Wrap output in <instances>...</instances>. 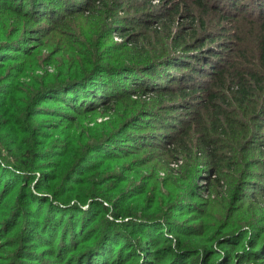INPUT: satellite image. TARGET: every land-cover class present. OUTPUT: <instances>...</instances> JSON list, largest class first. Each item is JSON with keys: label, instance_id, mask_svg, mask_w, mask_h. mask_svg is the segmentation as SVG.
<instances>
[{"label": "trees", "instance_id": "16d2710c", "mask_svg": "<svg viewBox=\"0 0 264 264\" xmlns=\"http://www.w3.org/2000/svg\"><path fill=\"white\" fill-rule=\"evenodd\" d=\"M2 1L5 5L10 4L2 11L3 15L9 16L6 22L12 17L17 19L19 28L15 32L23 30L22 18L37 24L32 31L35 35L28 43L20 40L0 44V72L4 71L0 75V153L8 149L10 158L0 161L3 165L0 166V197L18 188L16 203L31 208L25 209L24 213L34 212L30 227L21 228L19 242L16 241L18 248L12 250L14 264L27 255V249L23 250L25 243L21 242L27 241L29 234L36 238L33 246L37 244L43 249L34 253L32 261L44 263L43 253L54 263L111 264L115 260L111 259L112 251L119 246L113 239L123 233L119 225L103 217L108 207L103 205L106 201L115 206L113 213L118 218H130L134 225L151 224L160 219L161 205L156 199L145 208L118 209L121 201L101 193L104 185L110 189L109 184L119 179L117 173L104 175L102 159L128 160L132 148L136 150L134 152H140L143 147L155 148L149 144L156 143L135 141V136L124 140L132 142L129 147L117 143L122 137L119 134L132 128L143 113H147L148 120L155 117L157 125H168L175 130L164 136L163 143L156 144L160 146L161 158L169 161L165 169L169 170L168 165L182 156L199 153L207 173L214 176L209 189L227 187L229 194L234 185L239 200L254 203H259L258 197L264 200V160L253 161L250 154L254 148V152H259L260 158L264 159V135H259L261 130L264 131V0H255L259 2V19L262 17L256 25L258 29H249L248 21L241 27L240 23H235L234 38L222 33L232 41L229 45L222 43L225 54L210 53L203 64L204 57L198 53L193 56L197 61H191L186 53L190 48L199 50L207 46L208 41L203 45L201 41H215L213 37L217 35L208 32L209 28L215 26L217 29L221 21H231L229 17L216 16L217 11L235 17V9L225 0H221L224 2V10L219 8L222 11L213 10L205 0L191 3L185 2L189 0H163L166 3L164 13L156 26L146 23V14L139 11L141 15L130 23L138 29V38L107 46L115 57H108L106 63L100 56L104 52L98 53L102 42L92 45L101 37L99 33H103L102 28L105 29L107 23H116L115 13L122 6L119 0ZM246 3L240 2L237 8H245ZM55 11L58 14L55 28H43L41 22L51 23L50 13ZM181 17L188 25L180 35L177 28ZM211 17L216 19V24L210 25ZM80 22L83 27L77 30L75 25ZM199 32L203 33V38L198 42ZM128 35L125 34L123 39ZM55 36L62 37L63 42L48 45V39ZM26 44L30 46L26 47ZM44 52H48L47 56ZM45 66H50L54 73L36 76L38 80L29 77ZM182 67L189 72H179ZM169 70L172 73L163 77L161 72L168 73ZM182 74L195 81L186 84ZM25 80L29 83H24ZM177 88L179 90L174 93ZM51 92L55 96L58 94L57 98L61 100L54 98L63 105L55 111L41 104L43 98L49 99ZM53 100H48L47 104ZM190 100L193 102H187ZM186 102L189 121L175 116L169 118L172 115L165 113L168 105L178 107ZM162 112L165 114L161 115ZM48 116L54 121L35 125V118ZM175 118L182 122L179 123L182 128L175 126ZM97 119L102 120L98 122ZM146 136L160 138V135ZM38 137L41 140L38 141ZM162 161L165 164V159ZM252 168L256 170L254 173L250 172ZM144 190H128L117 197L122 201L140 198L146 196ZM39 192L44 196L37 195ZM102 198L105 201L100 202ZM174 208L176 211L188 209L181 204ZM190 209L198 212L195 207ZM22 214L20 208L14 207L8 222ZM17 221L10 227L12 232L18 231ZM212 224L204 225V230L198 233H195L196 227L179 230L177 236H185V239L175 250L181 248L184 258H190L197 250L190 247L192 238H206L211 242L220 239L225 229H236H228L226 223ZM6 230H2L0 237ZM239 234L237 245L244 241L253 250L244 251L241 257L254 260V256L264 264V230L246 233V240L244 233ZM143 240L142 245L141 241L129 238L127 242L133 249L151 246L150 236H144ZM124 250L119 249L115 264L125 260ZM168 250L171 253L170 247ZM157 253L161 251L158 249ZM165 258L170 260L168 264H176L173 255Z\"/></svg>", "mask_w": 264, "mask_h": 264}, {"label": "rangeland", "instance_id": "374dc122", "mask_svg": "<svg viewBox=\"0 0 264 264\" xmlns=\"http://www.w3.org/2000/svg\"><path fill=\"white\" fill-rule=\"evenodd\" d=\"M194 0L185 1L187 3H191ZM207 5L212 8L213 10L222 8L224 10V2L221 0H205ZM221 1V2H220ZM228 3H230V7L234 8L236 11V15L228 16L224 15L225 13L216 12L219 16L229 17L231 21L224 20L221 21V23L218 25V28L216 29L215 26L212 28H209L208 32L216 33L217 36L213 37L216 38L215 41H210L211 39H206L204 41H201L202 45L203 42H207V46H203L199 50H195V48H190L189 51H187V57L195 61H197V58H194V55H201L204 57L201 62L202 64L205 62L206 57L208 59L210 53H217L219 54L223 53L222 48L223 44L231 43L232 41L230 38H227L226 36H223L222 33H226L225 35H234L237 30V26H235V23H242L239 26H244V23L248 21L250 24L248 25V28H254L257 30L256 27L257 23L261 22L259 19V8H258V1H251L250 0H225ZM247 2L246 7L243 9H238V4L240 2ZM5 1L0 0V44L6 41H20L24 40L25 42H29V39L34 36L32 34V31L36 29L37 24L35 22H32L27 19L22 18V28L20 32H15L16 29L19 28L17 25V19L12 17V20L10 22H6V19L9 18L7 15H3L2 11L5 10L8 5L10 4H4ZM179 1H177L178 3ZM119 3H121V8L115 13L116 23H107L105 29L102 28L103 33L100 38L96 39L94 44L92 46H96V42L101 41L102 46L99 49L98 53L104 52L100 54L101 60L106 63V59L108 57H115V53L113 51H110L107 49V46L110 45H121L124 43H128L130 41H134L138 38V29H136L134 26L135 24H130L134 21H136V17L140 16V12H143L146 14L145 21L149 25H155L157 20H159L160 15H163L164 13V5L166 4L163 2V0H119ZM223 3V4H222ZM12 4V2H11ZM264 8V5H263ZM264 10V9H263ZM57 11V10H56ZM50 13L51 21L53 22H47L43 20L41 22V25H43V28L47 29H54L56 24H54V21L57 20L58 14L56 13ZM59 11V10H58ZM57 11V12H58ZM216 11V10H215ZM251 14H250V12ZM20 13V12H18ZM213 19V22H210V25H214L217 23L216 19L211 17ZM140 20V19H139ZM144 23V24H146ZM138 25V24H137ZM186 25H188L187 20H184V17L179 18L178 20V32L181 34V31H184V27L186 28ZM83 25L80 23H77L75 25V28L81 29ZM246 30L247 28H243ZM129 33L126 39H123L124 35ZM199 36L198 42L200 38H203V33L199 32L197 34V37ZM133 37V38H131ZM63 42L62 37L55 36L53 38H49L47 43L50 46H54L56 43ZM209 42H213L210 44ZM219 42V43H217ZM225 44V45H226ZM24 45V44H23ZM26 47L30 46V44H26ZM48 52H44V55L47 56ZM225 54V53H223ZM172 54L169 53V56ZM191 55V56H190ZM218 61V59H215ZM192 61V60H191ZM210 65V64H209ZM163 70V69H160ZM170 72L162 71V76L165 77L169 73H172V70H169ZM160 72V71H159ZM181 73H187L189 70H184V67L180 68ZM4 71L0 72V75H2ZM54 71L50 66H45L43 69L37 70V72L32 73L29 75V77L38 80V77H41L44 74H53ZM178 73V72H177ZM183 81H186L185 83H193L195 80L191 79L188 76H185L184 74L181 75ZM206 80L208 79V76H206ZM24 83H29L28 80H25ZM188 86V85H186ZM173 87L176 88V85ZM179 89H175L173 91L174 93L178 91ZM169 92V91H167ZM51 95L49 96L48 100H53L50 105H48L47 101L42 99L43 105H47L52 109L51 111H55L57 107H60L61 105L57 100H61L55 96V93L51 92ZM56 97V98H54ZM177 101H180V99H177ZM187 102H193V100L187 101ZM175 107L172 106L173 104L168 105L165 109V113L172 116H169V118L175 116L183 119L184 121H189L190 117L187 114L186 108L188 107L187 104ZM178 104V103H175ZM60 105V106H59ZM191 106V105H189ZM188 109V108H187ZM157 110L154 109V111ZM162 112L161 115L165 114ZM147 113H143L140 118H138V122H134L132 125V128H129L125 132H123L121 138L117 141L120 145H125L124 147H129L132 142H124V140L127 139V137H131L134 139L133 136H135V141H146V142H153V143H163V138L167 133H170L171 131H175L173 127H170L168 125H165V127L162 124L157 125L155 123V117L151 118V120H148L149 118L146 117ZM240 115V114H239ZM102 119H97L98 122H100ZM54 120L51 119V117H37L34 119L35 125L39 123H51ZM173 122L175 126H178L179 128H182V126H179V123L182 124V122L178 119H173ZM89 125H87L88 127ZM256 126H253V131H256ZM160 135V138L157 139L156 137H149ZM259 135H264V131L261 130L259 132ZM41 140V138L38 137V141ZM131 140V139H130ZM156 144H149L151 146H155L154 149L143 147L140 152H134L135 149H130V152L132 154L129 155L127 158L128 160L123 159H117V160H107L102 159V166L103 173L105 176L117 173L119 175V179L115 180L113 183L109 184L108 186L104 185V187L101 189V193L104 195V197H110L112 199H115L116 201H121L118 209L121 208H131L134 209V207H140L145 208L148 205H152L153 200H158L159 204L161 205V212L159 214L160 219H156L151 224L149 223H141L138 224H132L130 223V218H118L115 213H113V210L115 211L114 207L109 202H103L104 206H108L107 210L104 212L103 217L106 219H109L113 221L115 224L119 225L120 231H122L123 236L117 235L113 240L116 241V244H119V246L115 247L112 251V258L115 260L111 264H115L117 259L116 255L119 252V249H125L124 252L126 254L125 260L121 264H168L170 260L168 261V258L165 257L169 255L170 257L173 255L176 259V264H203L204 260L206 258L209 259L210 264H263V262L260 263L259 260H256L253 256L254 260H244L245 258H242L241 256L244 254V251H253L250 246L245 245L244 241L241 242V245H237V242L240 240V232L244 233V236L246 233L248 235L250 233H254V230L256 233H260L264 230V200L262 201L261 198H257L259 203H254L252 200L250 201H241L239 200V194H236L235 196V187L232 185V190L228 194L227 187L224 189L215 187L214 190L209 189V182L213 180V175H210L207 173V167L204 162L200 160L201 156L200 154H194L191 153V157L182 156L179 160L172 162L169 164V170L165 169L166 163L168 164L169 161H167V158H161V151ZM6 149V148H4ZM252 151L250 154L252 155L253 161H261L264 160L263 157L260 158L259 152H254V148H251ZM8 150V149H6ZM2 151L0 153V161H8L9 154L7 151ZM227 151V150H226ZM264 151V149H263ZM134 153V154H133ZM8 154V155H7ZM154 158V159H152ZM154 161H152V160ZM162 159H165V164H163ZM129 160L131 161L129 163ZM101 161V160H100ZM128 161V162H127ZM151 161V162H150ZM2 167L3 165L0 164ZM123 167V168H122ZM168 168V167H167ZM254 168L250 170V172L254 173ZM259 171V170H258ZM102 173V174H103ZM38 175V173H36ZM36 175L34 178H36ZM116 177V176H115ZM93 179V178H92ZM121 179H124L123 182H119ZM98 180V179H97ZM99 181V180H98ZM35 181L31 182V188L34 185ZM96 183V182H95ZM253 183H256L255 181ZM94 184V181H93ZM18 189V188H17ZM17 189L13 191L12 193H8L5 197H0V233L5 228L7 229L5 232L2 233L0 237V264H14V259L12 258V250H15V248H18V244L16 241L19 242V235L20 232H22L21 228L30 227V222H32V217L34 215V212L24 213L25 209L30 210L31 208L27 206H20L16 202V195H17ZM114 189L112 193L110 194V190ZM141 190L145 189L146 196H142L140 198L132 197L130 200H123L120 199V197H117L119 194H122L128 190ZM2 192V191H1ZM134 194V192H131ZM37 195L44 196L41 194V192L37 193ZM47 195V194H45ZM38 198V197H37ZM195 198V199H194ZM99 201H105V199H99ZM257 201V200H256ZM181 204L183 208H188L185 211H176L175 206ZM111 205V206H110ZM16 207L17 209L20 208V210L23 212L20 218L12 219V222H8L9 216L11 213H13V209ZM85 207V206H83ZM195 207L198 212H193L194 210H191L190 208ZM96 209V208H95ZM99 209V208H97ZM157 209V208H156ZM195 209V210H196ZM227 209V211H224ZM32 211V210H31ZM153 211V208H151V211ZM156 211V210H155ZM97 213V211H95ZM11 220V219H10ZM18 220V221H17ZM14 221H17L18 231L12 232L10 227L14 223ZM212 222H215L216 224L224 225L225 223L228 225V229L235 228L233 231L225 229L223 234L221 235L220 239H214L213 241L209 242L210 239L204 238V239H197L192 238L191 240V249H197L194 250L195 252H192L194 254L190 258H184V254L181 251V248H178L175 250L176 245L178 243H182L185 239V236H182L179 238L178 232L182 228H194L195 233H198L200 231H203L205 226L212 224ZM146 225V226H145ZM213 225V224H212ZM216 227L215 225H213ZM192 230V229H190ZM26 234V230L23 231ZM162 232V233H158ZM143 235V237H142ZM150 236L152 240V244L144 247H139L138 249H133L132 245L127 242L128 238L131 241H141V245L144 244V236ZM248 236H245L243 239H247ZM27 241L21 242V244H24V249H27V255H23V259L18 260V264H41L39 261H32V257L34 253H40L43 249L39 248L37 244L34 245L35 239L34 237L29 234L26 235ZM242 239V240H243ZM182 241V242H181ZM125 243V244H122ZM154 243V244H153ZM126 245V246H125ZM155 246V248H153ZM10 247V248H9ZM119 247V248H118ZM171 248V253L168 250V248ZM161 251L160 254L157 253L158 249ZM157 249V250H156ZM173 250H175L173 252ZM235 250V251H234ZM206 254V257H204V253ZM155 254L157 256L155 257ZM175 254H177L175 256ZM44 259V263L42 264H50L48 261L53 262L54 260H47V255L41 254ZM118 256V255H117ZM249 258V256H248ZM15 259V260H16ZM170 259V258H169ZM172 260V259H171ZM207 259L205 263L207 264ZM54 264H68L66 262L60 263L55 262Z\"/></svg>", "mask_w": 264, "mask_h": 264}]
</instances>
